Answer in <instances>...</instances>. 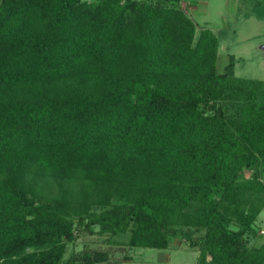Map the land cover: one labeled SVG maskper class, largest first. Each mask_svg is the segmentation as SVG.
Segmentation results:
<instances>
[{"label": "trees", "instance_id": "obj_1", "mask_svg": "<svg viewBox=\"0 0 264 264\" xmlns=\"http://www.w3.org/2000/svg\"><path fill=\"white\" fill-rule=\"evenodd\" d=\"M179 2L0 0V264H109L83 231L264 264V79Z\"/></svg>", "mask_w": 264, "mask_h": 264}, {"label": "rangeland", "instance_id": "obj_2", "mask_svg": "<svg viewBox=\"0 0 264 264\" xmlns=\"http://www.w3.org/2000/svg\"><path fill=\"white\" fill-rule=\"evenodd\" d=\"M180 0L178 6L190 15L197 26L211 29L220 38L216 66L221 71L235 58L236 76L264 79V0ZM259 236L249 243L259 245L264 239V208L255 222ZM96 229V228H95ZM129 233L78 232L67 243L64 257L85 249L106 251L109 264H194L198 250L184 240L174 238L168 248L130 247Z\"/></svg>", "mask_w": 264, "mask_h": 264}]
</instances>
